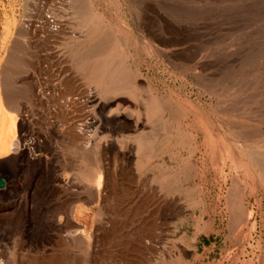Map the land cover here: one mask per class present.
<instances>
[{
    "label": "rangeland",
    "instance_id": "obj_1",
    "mask_svg": "<svg viewBox=\"0 0 264 264\" xmlns=\"http://www.w3.org/2000/svg\"><path fill=\"white\" fill-rule=\"evenodd\" d=\"M263 169L264 0H0V264H264Z\"/></svg>",
    "mask_w": 264,
    "mask_h": 264
},
{
    "label": "bare ground",
    "instance_id": "obj_2",
    "mask_svg": "<svg viewBox=\"0 0 264 264\" xmlns=\"http://www.w3.org/2000/svg\"><path fill=\"white\" fill-rule=\"evenodd\" d=\"M51 28H53V27L51 26ZM20 44L17 42V44L15 45L14 51L12 52L13 55H12L11 58H15L16 55L21 51L22 45H20ZM40 97H41V95H40ZM22 118L24 120L23 123H25L26 125L30 124L29 121L31 120V118L28 115L26 116V114H22ZM67 125H65V127L67 126V130L69 131V135L70 136L68 135L69 137H67V139L70 140V145L75 146L76 148L79 147L82 150L83 154H85L86 156H90V154H92V152H93L92 148L94 147V142L90 143V145L92 144L91 146L89 144L84 145L83 141H82L83 138L79 137V134H77L78 136L75 134V132L77 130L75 129L74 124L72 122H67ZM55 129L57 130V127L47 128V131H50V132L53 133ZM60 129H61V127H60ZM26 133L27 134L23 133L21 135V137H19L20 140H21L20 143L18 142V140H16L14 142V144L12 146L13 147L12 149L14 151L23 150V152L25 153L24 157H26V159L29 162V164L32 165L33 167H38L39 165L43 164V166L45 165L47 167H52V169H54L55 168V161H56L54 158L56 157V155L60 151L57 143H55V142L54 143H50L49 142V133L48 132H44L43 133V132L37 131L35 133L36 135H33L34 134L33 133V129L31 130V128H30L29 130L26 129ZM23 137H28L27 141L24 142L23 141ZM40 143H46L48 145V147H49L48 149H50V151L52 153H50V155H48V154H44L42 152H39L38 146H41V145L43 146V144H40ZM92 171H93V168H90V167H87V168L83 169L81 171V173H82L81 175L83 177V180L77 179V177H79V176L78 175H77V177L74 176L72 174V172H67L66 174H64V173L55 174L53 179L56 180V181L59 179V181L62 182V186L64 184L66 186H69V187L72 186L73 187L75 184H77V185H79V187L81 185H84L86 187L90 186L91 189H93L94 184L91 185L89 183V181H91V177H92L91 172ZM263 171H264V169H263ZM73 183H75V184H73ZM0 187H1L2 190H6V188H7V187H5L4 182H3V185L0 186ZM32 209H33V207H32ZM74 211H75V209H74ZM73 214L74 213H72L71 215L68 216V218L66 219L67 223H64V224L60 225V227L58 228L60 230V232H63V237H65L66 240H69V241H72V242L74 240L75 241H79V238L81 239V237H82L81 233H80L79 229L77 228V226L75 224V221L73 219V217H74ZM84 240H85V244L87 246H90L89 240H86V239L82 238V241H84Z\"/></svg>",
    "mask_w": 264,
    "mask_h": 264
},
{
    "label": "crops",
    "instance_id": "obj_3",
    "mask_svg": "<svg viewBox=\"0 0 264 264\" xmlns=\"http://www.w3.org/2000/svg\"><path fill=\"white\" fill-rule=\"evenodd\" d=\"M25 124V123H24ZM26 125V124H25ZM26 129H30L29 128V126H28V124L26 125ZM27 139H28V137H23V141L25 140V141H27ZM13 152H15V155H14V157L13 158H11V160H10V163L11 164H13V163H15V164H19V165H22V164H25L26 166H28V168H29V170H31L32 169V166L29 164V162L27 161V159H26V157H24V156H19L20 155V153H24L23 152V150H21V151H14L13 150ZM25 154V153H24ZM19 157V158H18ZM2 167V166H1ZM32 185V184H31ZM32 187V186H31ZM30 187V191H31V196L33 195H35L34 194V191L32 190V188ZM8 189V187L6 188V190ZM33 191V192H32ZM8 192V191H7ZM8 197H10L11 196V198L13 197L14 198V200H13V203H15L16 202V197H17V195H16V189H14V194H13V192H12V195H10V193L8 192L7 194H6ZM37 203V204H36ZM35 204H36V208H37V206H40V201L39 202H36ZM32 201L30 200V203H29V205H28V209H27V220L28 219H31L30 218V216H29V214H31V210H35L34 208L32 209ZM39 210L40 209H38V210H35L36 212H39Z\"/></svg>",
    "mask_w": 264,
    "mask_h": 264
},
{
    "label": "water",
    "instance_id": "obj_4",
    "mask_svg": "<svg viewBox=\"0 0 264 264\" xmlns=\"http://www.w3.org/2000/svg\"><path fill=\"white\" fill-rule=\"evenodd\" d=\"M3 182H4L3 177H0V186L3 185Z\"/></svg>",
    "mask_w": 264,
    "mask_h": 264
}]
</instances>
